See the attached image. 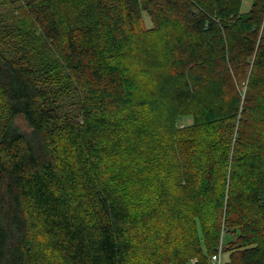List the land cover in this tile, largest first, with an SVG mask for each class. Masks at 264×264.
<instances>
[{
    "label": "trees",
    "instance_id": "1",
    "mask_svg": "<svg viewBox=\"0 0 264 264\" xmlns=\"http://www.w3.org/2000/svg\"><path fill=\"white\" fill-rule=\"evenodd\" d=\"M242 3L0 0V264H264V0Z\"/></svg>",
    "mask_w": 264,
    "mask_h": 264
},
{
    "label": "rangeland",
    "instance_id": "2",
    "mask_svg": "<svg viewBox=\"0 0 264 264\" xmlns=\"http://www.w3.org/2000/svg\"><path fill=\"white\" fill-rule=\"evenodd\" d=\"M249 5H250L249 0H243L242 11H247L249 8ZM144 22H145V26L148 28L150 26V22L148 21V19H146ZM13 124L15 125L16 128H18V130H20L23 133L30 132V129L27 126V123L25 122L24 118L21 116H16L13 120ZM223 244H224V241H223ZM227 261H228V253L224 251L221 254V264H226ZM186 264H193V263L188 262Z\"/></svg>",
    "mask_w": 264,
    "mask_h": 264
},
{
    "label": "built area",
    "instance_id": "3",
    "mask_svg": "<svg viewBox=\"0 0 264 264\" xmlns=\"http://www.w3.org/2000/svg\"><path fill=\"white\" fill-rule=\"evenodd\" d=\"M221 254H222L221 248L218 247L216 253L209 258L208 263L209 264H221ZM191 262L193 264L197 263L195 259L192 260Z\"/></svg>",
    "mask_w": 264,
    "mask_h": 264
},
{
    "label": "water",
    "instance_id": "4",
    "mask_svg": "<svg viewBox=\"0 0 264 264\" xmlns=\"http://www.w3.org/2000/svg\"><path fill=\"white\" fill-rule=\"evenodd\" d=\"M262 200H263V204H264V193H263V197H262Z\"/></svg>",
    "mask_w": 264,
    "mask_h": 264
},
{
    "label": "crops",
    "instance_id": "5",
    "mask_svg": "<svg viewBox=\"0 0 264 264\" xmlns=\"http://www.w3.org/2000/svg\"><path fill=\"white\" fill-rule=\"evenodd\" d=\"M192 263V262H191Z\"/></svg>",
    "mask_w": 264,
    "mask_h": 264
}]
</instances>
